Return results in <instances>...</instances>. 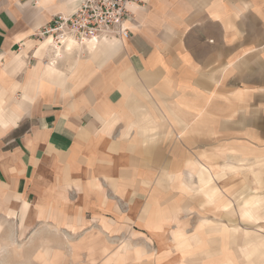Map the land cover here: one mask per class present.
<instances>
[{"label":"crops","instance_id":"crops-1","mask_svg":"<svg viewBox=\"0 0 264 264\" xmlns=\"http://www.w3.org/2000/svg\"><path fill=\"white\" fill-rule=\"evenodd\" d=\"M79 2L0 0V211L21 228L54 216L40 264L218 262L235 239L198 258L209 232H186L179 198L214 195L204 141L264 101V0H141L128 40L70 42L54 58L36 31ZM191 169L200 190L181 180Z\"/></svg>","mask_w":264,"mask_h":264},{"label":"rangeland","instance_id":"rangeland-1","mask_svg":"<svg viewBox=\"0 0 264 264\" xmlns=\"http://www.w3.org/2000/svg\"><path fill=\"white\" fill-rule=\"evenodd\" d=\"M260 93L264 95L263 90ZM255 103L251 101L247 114L246 110L236 112L237 116L228 120L229 123L235 122L234 133L220 135L216 137V141L210 142L212 144L206 141L203 143L214 149L203 150L202 163H214L210 168H218L216 171L220 174L210 184L216 188L214 195L208 198L202 192L191 195L183 193L185 198H179L181 203L187 201L191 204L189 199L194 200V205L189 207L187 203L188 211L180 215L184 223L180 226L185 227L189 235L195 234L200 225H203L204 232H209V236L203 240L207 242L205 252L203 250L198 253V258L206 259L210 253L218 252L221 248L218 242L225 235L222 230L224 227L225 231H231L228 242L231 244L233 242L230 240L235 239L234 246L230 248L235 257L239 258V264H264V101H259L257 111L252 112ZM185 170L183 167L171 168L172 173L176 174H182ZM194 174L191 169L190 174L187 173L181 180H187L185 184L193 191L200 190L198 183L194 182ZM215 174L216 172L212 175ZM14 201L11 200L6 205L14 206ZM20 217L17 214L15 218H8L0 211V264H40L35 256L43 251L41 242L59 240L56 239L57 231L54 230V216L44 222H24L22 228ZM173 229L175 227L170 231H174ZM63 233L61 231L58 234ZM37 242H40V246ZM147 243L152 252L156 250V242ZM42 245L48 246V243ZM243 248L248 250V261L240 259V254L236 251ZM171 253L177 255L175 250ZM224 254L226 251L222 255ZM40 258L43 261L44 258Z\"/></svg>","mask_w":264,"mask_h":264},{"label":"built area","instance_id":"built-area-1","mask_svg":"<svg viewBox=\"0 0 264 264\" xmlns=\"http://www.w3.org/2000/svg\"><path fill=\"white\" fill-rule=\"evenodd\" d=\"M139 3L141 0H80L71 14H56L50 23L36 31L35 37L39 41L52 39L54 58H59L58 53L71 41L85 47L104 38L128 40L129 7Z\"/></svg>","mask_w":264,"mask_h":264},{"label":"bare ground","instance_id":"bare-ground-1","mask_svg":"<svg viewBox=\"0 0 264 264\" xmlns=\"http://www.w3.org/2000/svg\"><path fill=\"white\" fill-rule=\"evenodd\" d=\"M67 15V14H66ZM44 42V41H43ZM72 42V41H71ZM52 44V39L51 38H49V39H47L46 40V42H45V44H44V46L45 47H47L49 44ZM70 47V46H69ZM95 47V45L94 44H92L91 45V48H94ZM72 48V47H71ZM68 51H69V49H68ZM127 94V93H126ZM126 104V103H125ZM198 128V127H197ZM214 164V163H213ZM203 169V168H202ZM218 169V168H217ZM216 169V170H217ZM204 170V169H203ZM200 171H202V170H200ZM208 172V171H207ZM196 173V172H195ZM214 173V172H213ZM199 174V173H198ZM209 175V174H208ZM205 177V176H204ZM201 178V177H200ZM208 178V177H207ZM204 181V180H203ZM205 184V183H204ZM256 185V184H255ZM205 187V186H204ZM188 188V187H187ZM185 191V190H184ZM212 191V190H211ZM208 192V191H207ZM206 192V193H207ZM208 198H209V196H208ZM203 226V225H202ZM224 229V228H223ZM223 232H224V236L221 238V241H223V242H228V236H229V231H225V230H223ZM201 235V234H200ZM176 238L177 239H184L182 242V248H186V249H189L190 248V246H191V243L192 242H195V237H192V238H186L183 234H181V233H177L176 235ZM201 237V236H200ZM197 238V237H196ZM199 239V238H198ZM204 240V239H203ZM193 244V243H192ZM195 245V244H194ZM201 246V245H200ZM200 248V247H199ZM205 248V247H204ZM196 249V248H195ZM191 251V250H190ZM189 251V252H190ZM195 253V252H194ZM219 261L217 262H213L212 264H237V258L235 257V254L234 253H232V252H229V251H226V254H224V255H222V256H220L219 258ZM213 261H215V260H213Z\"/></svg>","mask_w":264,"mask_h":264}]
</instances>
